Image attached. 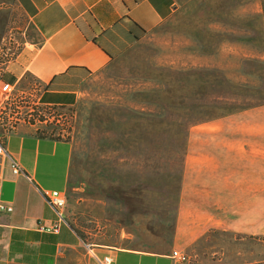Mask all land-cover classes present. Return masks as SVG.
Segmentation results:
<instances>
[{"label": "crops", "instance_id": "obj_1", "mask_svg": "<svg viewBox=\"0 0 264 264\" xmlns=\"http://www.w3.org/2000/svg\"><path fill=\"white\" fill-rule=\"evenodd\" d=\"M180 5L181 0H0V41L11 28L29 36L4 63L3 80L17 85L32 76L43 86L40 103L81 112L91 80L175 16ZM240 113L194 124L201 130L188 132L177 169L132 183L108 172L107 180L88 178L75 155V138L56 140L36 125H17L2 136L8 154H0V202L14 210L0 211V264H102L106 256L112 264H207L191 262V255L198 257L190 245L208 228L258 232L253 222L264 207L258 192L264 158L257 161L259 149L246 147L235 130ZM163 149L143 147L141 153H167ZM97 174L105 175L101 169ZM51 190L67 196L59 232L48 230L58 224L46 196ZM151 195L160 196V207H151ZM151 210L155 222L146 226ZM156 216L162 220L156 223ZM114 223L120 225L117 234Z\"/></svg>", "mask_w": 264, "mask_h": 264}, {"label": "rangeland", "instance_id": "obj_2", "mask_svg": "<svg viewBox=\"0 0 264 264\" xmlns=\"http://www.w3.org/2000/svg\"><path fill=\"white\" fill-rule=\"evenodd\" d=\"M28 39L25 30L11 28L0 41V75L6 59H13ZM8 53L11 56L5 57ZM262 63L264 0H181L175 16L91 80L81 112L61 106L58 116L50 115L55 121L51 128L39 121L36 126L57 128L65 134L61 139L75 138V155L84 163L88 178L124 176L132 183L161 170L177 169L183 162L188 132L201 130L192 128L194 124L213 115L242 111L233 125L243 133L246 147L259 149L255 157L261 161ZM16 87L10 100L0 90V136L28 123L43 86L26 76ZM33 117L38 118L36 113ZM143 147H162L167 153L143 155ZM171 149H175L173 154L168 153ZM100 169L105 175L96 176ZM258 175H262L260 166ZM109 188L99 189L105 192ZM258 192L264 194V187L259 186ZM147 198L151 207L161 206L160 196ZM173 203L165 205L174 208ZM153 211L147 212L146 226L155 222L149 219ZM156 220L162 218L156 216ZM118 226L113 224L116 234ZM253 226L258 232L208 228L190 245L198 257L189 254L191 262L264 264V207Z\"/></svg>", "mask_w": 264, "mask_h": 264}, {"label": "built area", "instance_id": "obj_3", "mask_svg": "<svg viewBox=\"0 0 264 264\" xmlns=\"http://www.w3.org/2000/svg\"><path fill=\"white\" fill-rule=\"evenodd\" d=\"M9 56H11V55H9V53H8L5 57H9ZM9 60H11V58L8 60L6 59L5 62H8ZM4 73H5V71H4ZM0 90L2 91V93H4L6 95V99L10 100V98H12L14 96L15 91L18 89H17L16 85L5 82L3 80V74H1L0 75ZM22 92H24V91H22ZM57 108H61V106L44 105V104L40 103V100L38 98L37 102H34V104L32 106V111L34 113H36L38 118L36 119L33 117L34 113L30 114L31 116L28 119V124L37 125L36 122L39 121V122L46 123L45 125H47V127L51 128L52 123H54L55 121L51 120L50 115H52L53 117L58 116L59 113H57ZM18 123H20V122H18ZM39 130H42L43 134L46 135L47 137H50V138H53L56 140H61V138L65 136V134H62L61 132H59V130L57 128H53L52 130H50L48 128L47 129L39 128ZM57 138H59V139H57ZM0 154H8L6 147L4 146L2 136H0ZM13 171L15 173H19L21 171V166L19 165V163L16 160L13 161ZM46 196H47L49 203L53 206L54 210L56 211V213L58 215V224L51 226L50 228H48V230H51L53 232H59L60 223L64 222V220H65L64 215H63V208L65 207L66 202H67L66 193L63 191H60V190H51V191L46 192ZM2 210H7V211L11 212L14 210V207L12 204H9L6 202H0V211H2ZM42 228H44V226H42ZM88 246H90V245L88 244ZM174 256L180 260H186L187 259V256L180 251H174ZM112 263H113V258L111 256H106L102 262V264H112Z\"/></svg>", "mask_w": 264, "mask_h": 264}, {"label": "trees", "instance_id": "obj_4", "mask_svg": "<svg viewBox=\"0 0 264 264\" xmlns=\"http://www.w3.org/2000/svg\"><path fill=\"white\" fill-rule=\"evenodd\" d=\"M261 25V24H260ZM262 64H264V63H262ZM45 137V136H44ZM57 139H59V138H57Z\"/></svg>", "mask_w": 264, "mask_h": 264}]
</instances>
